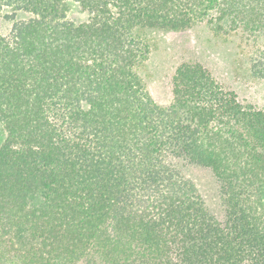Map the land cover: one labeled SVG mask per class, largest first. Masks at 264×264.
<instances>
[{
	"label": "trees",
	"instance_id": "16d2710c",
	"mask_svg": "<svg viewBox=\"0 0 264 264\" xmlns=\"http://www.w3.org/2000/svg\"><path fill=\"white\" fill-rule=\"evenodd\" d=\"M0 20V264H264V110L197 62L168 106L143 77L157 32L264 42V0H0ZM175 161L212 173L222 221Z\"/></svg>",
	"mask_w": 264,
	"mask_h": 264
},
{
	"label": "rangeland",
	"instance_id": "374dc122",
	"mask_svg": "<svg viewBox=\"0 0 264 264\" xmlns=\"http://www.w3.org/2000/svg\"><path fill=\"white\" fill-rule=\"evenodd\" d=\"M69 18L77 23L87 20L78 5L70 4ZM11 24L0 20L1 33L7 36ZM151 52L143 77L153 101L168 106L172 101V77L183 62H197L208 69L225 89L236 93L243 104L264 110V79L252 77L249 71L250 55L264 42L242 32L215 36L206 23H199L182 32H157L152 37ZM3 141L0 133V145ZM182 173L198 187L211 213L223 220L219 185L205 168L175 161Z\"/></svg>",
	"mask_w": 264,
	"mask_h": 264
}]
</instances>
